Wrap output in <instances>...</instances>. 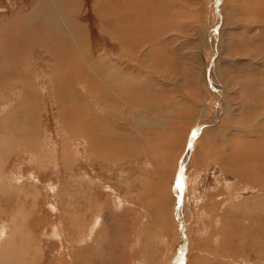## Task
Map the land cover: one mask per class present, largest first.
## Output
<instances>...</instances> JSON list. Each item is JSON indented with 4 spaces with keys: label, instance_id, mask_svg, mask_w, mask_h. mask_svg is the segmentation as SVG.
<instances>
[{
    "label": "rangeland",
    "instance_id": "rangeland-1",
    "mask_svg": "<svg viewBox=\"0 0 264 264\" xmlns=\"http://www.w3.org/2000/svg\"><path fill=\"white\" fill-rule=\"evenodd\" d=\"M263 105L264 0H0V264H264Z\"/></svg>",
    "mask_w": 264,
    "mask_h": 264
},
{
    "label": "bare ground",
    "instance_id": "bare-ground-1",
    "mask_svg": "<svg viewBox=\"0 0 264 264\" xmlns=\"http://www.w3.org/2000/svg\"><path fill=\"white\" fill-rule=\"evenodd\" d=\"M56 2V1H55ZM69 8V7H68ZM137 9V8H136ZM58 14V13H57ZM136 14V13H135ZM54 15V14H53ZM59 15V14H58ZM27 18V17H26ZM53 20V19H52ZM59 22V21H58ZM62 22V21H61ZM60 22V23H61ZM48 23V22H47ZM55 23H57L56 21H55ZM127 24H129V23H127ZM53 26V25H52ZM49 27V26H48ZM61 27L63 28V25L61 24ZM61 27H59V30H61L62 28ZM137 28H138V26H137ZM58 29V28H57ZM64 29V28H63ZM65 29L66 30H68V31H70V30H72V29H70V27H69V25H68V23H66V25H65ZM54 31H55V29H54ZM75 31V30H74ZM73 31V32H74ZM56 32V31H55ZM58 33V32H57ZM140 33V32H139ZM63 35H65V34H63ZM81 35V34H80ZM74 36V35H73ZM126 36H127V34L126 33H124L123 35H122V37L124 38V39H126ZM135 37V36H134ZM75 38H77L78 39V37H75ZM80 38V37H79ZM83 38V37H82ZM137 38H138V36H137ZM77 39L76 40H73V41H77ZM85 40V39H84ZM65 42H67V41H65ZM78 42V41H77ZM132 43V42H131ZM80 44V43H79ZM131 45V44H130ZM72 49H73V47H71ZM71 52V51H70ZM78 57V56H77ZM105 64H107V63H105ZM69 67V66H68ZM80 77V76H79ZM81 78V77H80ZM85 78V77H84ZM106 78H108V76L106 77ZM93 79V78H92ZM98 79V78H97ZM115 78L112 76V78H111V80L110 81H113ZM70 80V79H69ZM99 80V79H98ZM101 82V81H100ZM63 83V82H62ZM112 83V82H111ZM66 85H68V86H70V87H72L73 86V83L72 82H66ZM109 85V84H108ZM107 85V86H108ZM65 86V85H64ZM99 88H100V86H99ZM84 89H85V86H84ZM73 96L75 97V99L77 100L78 98H77V96L75 95V93L73 92ZM119 94V93H118ZM117 97V96H116ZM80 98H81V100H82V102L85 100V98H84V96H80ZM98 101V100H97ZM99 101H101V100H99ZM88 102V101H87ZM85 103H86V101H85ZM89 103V102H88ZM82 104V103H81ZM84 104V103H83ZM87 105V104H86ZM264 106V105H263ZM82 108V107H81ZM80 108V109H81ZM108 108V107H107ZM106 108V109H107ZM84 109V108H83ZM89 109V108H88ZM71 110V109H70ZM89 111H90V109H89ZM258 111V110H257ZM80 112V111H79ZM107 112V111H106ZM83 113H84V111H83ZM82 113V114H83ZM88 114H89V112H87ZM86 112L83 114V115H88ZM95 113H97V112H95ZM85 115V116H86ZM90 115V114H89ZM92 115V114H91ZM101 115V114H100ZM91 117V116H90ZM92 117H94L95 118V114H93L92 115ZM96 117H98V115L96 116ZM101 117V116H100ZM97 119V118H96ZM98 119H100V118H98ZM85 120H87V119H85ZM80 123V122H79ZM82 124L84 123V116H83V121L81 122ZM86 125H88V124H86ZM87 127V126H86ZM89 127V126H88ZM94 135V134H93ZM263 139H264V137H263ZM263 144V146H264V140H263V142H262ZM261 149V148H260ZM260 158L264 161V150H263V153L261 152V156H260ZM264 171V170H263ZM261 172V171H260ZM18 213V212H17ZM13 219V218H12ZM14 224V223H13ZM16 226V225H15ZM15 226H12L13 228H12V232H14V231H16L15 229H16V227ZM17 233V232H16ZM5 235V234H4ZM8 238H10V236L8 237ZM8 238L5 236V239H3V246H2V248H1V252H0V257H1V259H7V256L8 255H10V252H13L12 251V248H14V246L17 244V241H16V239H15V236H14V234H12L11 235V239L10 240H8ZM21 239H22V237H21ZM26 240L27 241H32L31 240V237H29L28 239H27V237H26ZM9 241H11V242H9ZM35 243V242H34ZM21 244V243H20ZM20 244H19V246H20ZM27 244V243H26ZM33 244V243H32ZM37 244V243H36ZM36 244H34V246H32L31 247V245L29 246V247H31V249L29 248V247H22L23 249H25L26 248V251L28 252L29 251V249L31 250V251H29L30 253L32 252V254H33V256H35V261H36V258L38 259L39 258V254L41 255V250H40V248H39V245H36ZM35 245H36V247H35ZM21 247V246H20ZM21 249V248H20ZM21 251V250H20ZM25 251V252H26ZM19 252V251H18ZM23 253V252H22ZM23 254H26V255H29L28 253H23ZM20 256V255H19ZM21 257V256H20ZM28 257V256H27ZM24 258H26V256H24L23 257V261H24ZM29 259V258H28ZM16 260V259H15ZM26 260H27V258H26ZM39 260V259H38ZM37 260V262H39ZM4 261H6V260H4ZM3 261V262H4ZM29 261V260H28ZM32 262V261H31ZM17 263V262H16ZM15 263V264H16ZM27 262H25V263H23V264H26ZM14 264V263H13ZM34 264V263H33Z\"/></svg>",
    "mask_w": 264,
    "mask_h": 264
},
{
    "label": "water",
    "instance_id": "water-1",
    "mask_svg": "<svg viewBox=\"0 0 264 264\" xmlns=\"http://www.w3.org/2000/svg\"><path fill=\"white\" fill-rule=\"evenodd\" d=\"M200 129H201V126L199 128H197V132L196 134L194 133L195 132V129H194V132L190 135V138H193L195 136H198L199 133H200ZM195 135V136H194ZM191 139H189L188 141V145L189 146V142H190ZM181 163H182V157L179 161V164H178V167L180 169V166H181ZM180 176L176 175V183H177V187H178V195H177V201H176V204H179L180 203V200H181V196H182V181L181 179L179 178ZM176 219H178V216H176ZM180 225H182L181 223V220L178 221ZM186 242H182V246H181V250H180V253H179V257H178V260H177V264H183V258H184V253H185V247H186Z\"/></svg>",
    "mask_w": 264,
    "mask_h": 264
}]
</instances>
